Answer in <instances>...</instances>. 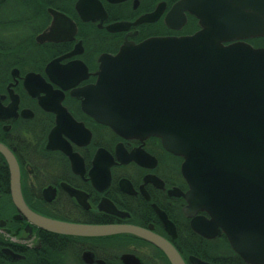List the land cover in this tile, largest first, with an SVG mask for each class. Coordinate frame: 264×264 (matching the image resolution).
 I'll return each instance as SVG.
<instances>
[{
	"label": "flooded vegetation",
	"instance_id": "obj_1",
	"mask_svg": "<svg viewBox=\"0 0 264 264\" xmlns=\"http://www.w3.org/2000/svg\"><path fill=\"white\" fill-rule=\"evenodd\" d=\"M181 1L0 0V144L17 163L29 213L71 225L138 227L169 242L185 264H219L236 255L224 233L207 239L194 231L193 221L211 217L187 199L185 159L161 137L118 134L91 110L100 105L94 89L102 61L122 46L199 31L193 16L175 9ZM24 210L0 154V264H169L136 237L62 236ZM217 247L222 252L212 256L208 249Z\"/></svg>",
	"mask_w": 264,
	"mask_h": 264
},
{
	"label": "water",
	"instance_id": "obj_2",
	"mask_svg": "<svg viewBox=\"0 0 264 264\" xmlns=\"http://www.w3.org/2000/svg\"><path fill=\"white\" fill-rule=\"evenodd\" d=\"M175 9L193 16L199 31L122 46L102 61L94 89L100 105L91 110L120 135L161 137L185 159L187 199L211 217L193 221L194 231L207 239L224 233L246 264H264V49L244 42L264 38V0H182ZM0 154L24 210L17 163L1 144ZM24 211L46 231L133 236L158 248L169 264H185L169 242L138 227L71 225Z\"/></svg>",
	"mask_w": 264,
	"mask_h": 264
},
{
	"label": "rangeland",
	"instance_id": "obj_3",
	"mask_svg": "<svg viewBox=\"0 0 264 264\" xmlns=\"http://www.w3.org/2000/svg\"><path fill=\"white\" fill-rule=\"evenodd\" d=\"M251 45H254V44H258V41H252L251 43H250ZM259 44H262L263 45V47H264V41H261ZM195 245H196V243H195ZM116 246H117V249H119L120 248V246H124V244L121 242V243H117L116 244ZM214 248H216V247H214ZM217 249L218 250H216V251H211L210 249H208V251H209V253H213L212 254V256H217V255H219V253H217L218 251L219 252H222L221 251V247H217ZM147 250V249H146ZM149 251H153L151 248H149L148 249ZM231 250V249H230ZM225 253H227V251H226V248H225V246H224V253L222 252V253H220V255L221 256H223V255H225ZM147 255V254H146ZM210 255V254H209ZM218 257V256H217ZM155 264H166V262L164 261H162V259L160 258V259H158L157 261H155Z\"/></svg>",
	"mask_w": 264,
	"mask_h": 264
},
{
	"label": "trees",
	"instance_id": "obj_4",
	"mask_svg": "<svg viewBox=\"0 0 264 264\" xmlns=\"http://www.w3.org/2000/svg\"><path fill=\"white\" fill-rule=\"evenodd\" d=\"M215 263H219V264H244L241 260H240V258H238L237 256H232V257H230L229 259H228V261H226V262H222V261H220V260H215Z\"/></svg>",
	"mask_w": 264,
	"mask_h": 264
},
{
	"label": "bare ground",
	"instance_id": "obj_5",
	"mask_svg": "<svg viewBox=\"0 0 264 264\" xmlns=\"http://www.w3.org/2000/svg\"><path fill=\"white\" fill-rule=\"evenodd\" d=\"M144 230V229H143Z\"/></svg>",
	"mask_w": 264,
	"mask_h": 264
}]
</instances>
